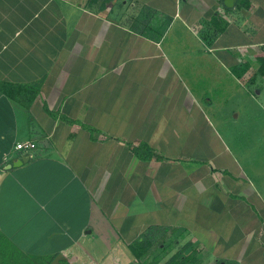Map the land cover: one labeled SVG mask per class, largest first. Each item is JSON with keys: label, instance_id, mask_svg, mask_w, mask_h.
Segmentation results:
<instances>
[{"label": "crops", "instance_id": "0c3cea01", "mask_svg": "<svg viewBox=\"0 0 264 264\" xmlns=\"http://www.w3.org/2000/svg\"><path fill=\"white\" fill-rule=\"evenodd\" d=\"M263 1L0 0V234L15 258L140 264L129 247L156 227L202 264H264V197L233 158L199 160L219 135L197 90L258 77L264 42L247 29ZM176 23L202 44L247 41L227 66L174 62Z\"/></svg>", "mask_w": 264, "mask_h": 264}, {"label": "rangeland", "instance_id": "374dc122", "mask_svg": "<svg viewBox=\"0 0 264 264\" xmlns=\"http://www.w3.org/2000/svg\"><path fill=\"white\" fill-rule=\"evenodd\" d=\"M122 3L125 6L123 1ZM259 7L260 15L262 14L263 17L255 18V15L249 14L251 26L247 29L249 30L247 32L255 33L257 30L259 37L255 36L253 39L256 42L260 40L264 42V1ZM239 14L240 11H238ZM149 15L153 18L156 16L155 14ZM152 20L154 22V19ZM165 21L169 25L172 22V18ZM256 21L260 23V26L256 25ZM196 32V28L190 29V32L182 31L179 23L174 24L163 40L164 49H170L168 58L174 62L180 60H214L227 66L224 61L229 56H239L241 51L238 47L240 46L239 43L247 41L245 36L237 38L234 36L233 38V35H230L220 38L218 45H213L212 43L202 44L200 36L196 37ZM222 44L226 47L227 45L233 46V48L230 50L226 48L224 51ZM186 47L189 48V52L183 50ZM224 69L226 70V68ZM197 90L201 96L202 106L205 108L204 110L214 124L220 138L216 140L214 149H202L199 160L201 161L209 155H215L217 157V166L224 168L226 162L227 164L231 163V158H233L238 163V169L236 173L232 169L229 172L233 176H237L236 174L240 171L244 173L248 183L264 197V77L259 74L253 82L247 84L236 83L235 81H225L224 84L204 82L197 87ZM210 97H216V112L208 111L205 99ZM197 164L204 166L203 163L197 162ZM161 233L163 234L158 236L156 241L155 252L147 259L145 264H165L179 251L180 248H177L179 245L176 240L171 237V240H169L167 234L166 238H164V232L161 231ZM99 246L102 247L101 252L106 253L105 256L109 259L108 262L112 260L114 252H119L118 249H111L115 248V245H111V247L109 244ZM191 251L188 250L189 253ZM131 264H133V261Z\"/></svg>", "mask_w": 264, "mask_h": 264}, {"label": "trees", "instance_id": "16d2710c", "mask_svg": "<svg viewBox=\"0 0 264 264\" xmlns=\"http://www.w3.org/2000/svg\"><path fill=\"white\" fill-rule=\"evenodd\" d=\"M246 6H249V4ZM217 23L218 21L215 20L214 26L219 29ZM218 29L216 32H224L226 30V28ZM257 62L259 64L258 72L260 75L264 76V56L257 57ZM161 231L164 232V238H166L165 236L168 229L154 227L142 236V241L130 245L131 251L138 262L145 264L147 259H149V257L155 252L157 238L163 234ZM187 251L188 247L186 246L184 249L179 250L165 264H201V261L197 258L198 252L196 250H192L189 254H187ZM14 252L15 249L12 247L9 240L0 234V264H51L53 261L52 259H41L37 261L29 258H15ZM216 264H222V261L217 262Z\"/></svg>", "mask_w": 264, "mask_h": 264}, {"label": "built area", "instance_id": "2783aa9c", "mask_svg": "<svg viewBox=\"0 0 264 264\" xmlns=\"http://www.w3.org/2000/svg\"><path fill=\"white\" fill-rule=\"evenodd\" d=\"M35 147H36V144L33 143V142H30V141L19 143V144L16 146V148H17L18 150H32V149H34Z\"/></svg>", "mask_w": 264, "mask_h": 264}, {"label": "water", "instance_id": "95a60500", "mask_svg": "<svg viewBox=\"0 0 264 264\" xmlns=\"http://www.w3.org/2000/svg\"><path fill=\"white\" fill-rule=\"evenodd\" d=\"M232 1H233V0H226V4H227L228 6H230V3H232ZM231 5H232V4H231ZM22 162H24V161H22ZM22 162H21V163H22ZM58 258L60 259V258H62V257H58ZM56 261L58 262L59 260H56Z\"/></svg>", "mask_w": 264, "mask_h": 264}]
</instances>
